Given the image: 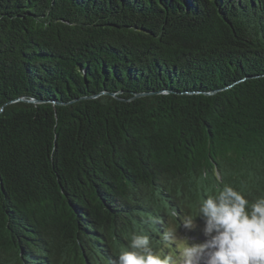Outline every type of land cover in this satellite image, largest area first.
Listing matches in <instances>:
<instances>
[{
  "label": "trees",
  "instance_id": "1",
  "mask_svg": "<svg viewBox=\"0 0 264 264\" xmlns=\"http://www.w3.org/2000/svg\"><path fill=\"white\" fill-rule=\"evenodd\" d=\"M225 184L264 196V0H0V264L167 254Z\"/></svg>",
  "mask_w": 264,
  "mask_h": 264
},
{
  "label": "clouds",
  "instance_id": "2",
  "mask_svg": "<svg viewBox=\"0 0 264 264\" xmlns=\"http://www.w3.org/2000/svg\"><path fill=\"white\" fill-rule=\"evenodd\" d=\"M197 218L203 219L206 240L186 241L179 258L154 250L148 235L133 233L113 264H264V196L250 201L225 184L201 202L196 218L185 217L184 227L194 228ZM165 238L174 242L175 231Z\"/></svg>",
  "mask_w": 264,
  "mask_h": 264
},
{
  "label": "rangeland",
  "instance_id": "3",
  "mask_svg": "<svg viewBox=\"0 0 264 264\" xmlns=\"http://www.w3.org/2000/svg\"><path fill=\"white\" fill-rule=\"evenodd\" d=\"M195 227L192 229L185 228L184 231H175L176 239L174 242L175 248L171 251H168L167 254H170L176 258L180 257L182 248L186 241H189V243L199 244L203 243L206 240V237L203 233L204 228V222H195ZM6 264H11V262H8Z\"/></svg>",
  "mask_w": 264,
  "mask_h": 264
},
{
  "label": "water",
  "instance_id": "4",
  "mask_svg": "<svg viewBox=\"0 0 264 264\" xmlns=\"http://www.w3.org/2000/svg\"><path fill=\"white\" fill-rule=\"evenodd\" d=\"M143 95H145V94L136 95L135 98H139V97H141V96H143ZM23 100H24V99H23ZM24 101H27V102H29V103H34V104L39 103L37 100H31V101L24 100Z\"/></svg>",
  "mask_w": 264,
  "mask_h": 264
}]
</instances>
